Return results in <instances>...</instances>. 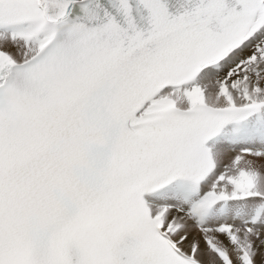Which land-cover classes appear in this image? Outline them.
Here are the masks:
<instances>
[{"label":"snow or ice","instance_id":"obj_1","mask_svg":"<svg viewBox=\"0 0 264 264\" xmlns=\"http://www.w3.org/2000/svg\"><path fill=\"white\" fill-rule=\"evenodd\" d=\"M0 264H264V0H0Z\"/></svg>","mask_w":264,"mask_h":264}]
</instances>
